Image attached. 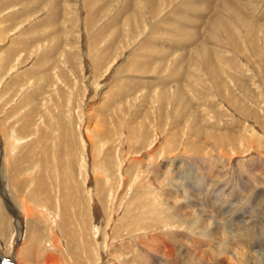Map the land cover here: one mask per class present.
I'll list each match as a JSON object with an SVG mask.
<instances>
[{
  "label": "rangeland",
  "instance_id": "1",
  "mask_svg": "<svg viewBox=\"0 0 264 264\" xmlns=\"http://www.w3.org/2000/svg\"><path fill=\"white\" fill-rule=\"evenodd\" d=\"M1 214L16 264H264V0H0Z\"/></svg>",
  "mask_w": 264,
  "mask_h": 264
},
{
  "label": "bare ground",
  "instance_id": "2",
  "mask_svg": "<svg viewBox=\"0 0 264 264\" xmlns=\"http://www.w3.org/2000/svg\"><path fill=\"white\" fill-rule=\"evenodd\" d=\"M157 1V0H156ZM189 2V1H188ZM210 3V2H209ZM193 5V4H192ZM200 5V4H199ZM207 5V4H206ZM188 6H189V4H188ZM193 7V6H192ZM206 7V6H205ZM197 9V8H196ZM212 9V8H211ZM198 10V9H197ZM196 10V11H197ZM209 12V11H208ZM197 14H198V12H196ZM121 15V14H120ZM187 16V15H186ZM126 17V16H125ZM130 17V16H129ZM193 17V16H192ZM200 17V16H199ZM52 18V17H51ZM120 18V17H119ZM216 18V17H215ZM187 19V18H186ZM177 20H179V19H177ZM201 21V20H200ZM187 24V23H186ZM168 25V24H167ZM188 25V24H187ZM215 25V24H214ZM177 26V25H176ZM174 27H175V25H174ZM213 29H214V27H213ZM212 29V30H213ZM186 30V29H185ZM177 31H179V30H177ZM193 31V30H192ZM191 31V32H192ZM195 31V30H194ZM174 32V31H173ZM190 32V31H189ZM175 33V32H174ZM162 35V34H161ZM170 35V34H169ZM189 36V35H188ZM170 37V36H169ZM176 37V36H175ZM186 37H187V35H186ZM185 37V38H186ZM193 37V36H192ZM19 38V37H18ZM25 38V37H24ZM184 38V37H183ZM184 38V39H185ZM172 39H174V38H172ZM190 40V39H189ZM180 44V43H179ZM174 50V49H173ZM171 52V51H170ZM132 65V64H131ZM131 65H129V66H131ZM133 66V65H132ZM131 66V67H132ZM211 67V66H210ZM183 68V67H182ZM131 69V68H130ZM134 71V70H133ZM182 71V70H181ZM26 72V71H25ZM137 72V71H136ZM24 76V75H23ZM37 90V89H36ZM36 92V91H35ZM38 92V91H37ZM36 95V94H35ZM182 97V96H181ZM179 98H180V96H179ZM181 103V102H180ZM184 103V102H183ZM181 115V114H180ZM182 118V117H181ZM196 123V122H195ZM198 125V124H197ZM196 127H198V126H196ZM195 127V128H196ZM89 129V128H88ZM137 129V128H136ZM198 130V129H197ZM171 135H173V134H171ZM176 136V135H175ZM175 136H173V138H175ZM180 136V135H179ZM170 137V136H169ZM24 137H19V136H17L16 135V140H14V143H12V145H14L15 143H16V146L18 147V145H17V143L19 144V143H21L22 142V140L24 141ZM192 139V138H191ZM170 140V139H169ZM175 140V139H174ZM176 141V140H175ZM166 142V141H165ZM168 143V142H167ZM166 144V143H165ZM176 144H177V141H176ZM13 147V146H12ZM15 147V146H14ZM176 147V146H175ZM196 147V146H195ZM98 148H99V146H98ZM97 148V149H98ZM101 148V147H100ZM195 149V148H194ZM193 149V150H194ZM173 150V149H172ZM186 150V149H185ZM189 149H187V151H188ZM17 152V151H16ZM192 152V151H191ZM196 152V151H195ZM194 152V153H195ZM171 153V152H170ZM170 153H169V155H170ZM186 153V152H185ZM189 153V155H192V154H190V150L186 153V154H188ZM197 153V152H196ZM151 156V155H150ZM102 162H104V161H102ZM99 167V166H98ZM126 178V177H125ZM155 178V177H154ZM1 180H2V178H1ZM2 182V181H1ZM151 182H152V184H151V186H149V187H153V186H156L157 185V183H158V181H156L155 179H153V181L151 180ZM15 183H13V185H14ZM15 187V186H14ZM13 187V188H14ZM35 188L37 189V185L35 186ZM36 189H34L33 191H31V194H37V195H41V190L39 191V192H37L36 191ZM146 189V188H145ZM178 189V188H177ZM8 190V189H7ZM5 187H3V192L5 193ZM147 194V193H146ZM152 194V193H151ZM155 194V193H154ZM5 195H7L6 193H5ZM157 195H158V192H157ZM147 196H149V195H147ZM156 196V195H155ZM162 196H163V194H162ZM149 198V197H148ZM159 198V197H158ZM114 199H116V197H114ZM150 199V198H149ZM135 200V199H134ZM179 201V200H178ZM31 202V201H30ZM151 202V201H150ZM45 203V202H44ZM44 203H39V204H37L36 206H31V205H28V208L27 207H24V210L27 208V210H26V213H27V215H30L31 217V219H30V221H31V223L30 224H32L34 221H36V217H35V214H41V216H44L43 218H44V220H46L47 219V217H50L51 218V212H50V208H49V206L48 205H46V204H44ZM134 203V202H133ZM173 206L174 208H176V211H177V213H178V215H179V217H182V218H184V219H186V220H197L199 217V221H200V226H202V228L204 229V228H208V227H210L211 225L209 224V221L207 220V219H203L202 218V216L203 215H197L196 213H194V211L193 210H191L190 208L189 209H187L186 208V204H182V206L180 205L179 206V204H177V199H176V195H175V192L174 191H172V192H170L169 194H166L163 198H162V200L160 201V202H158V201H153L152 203H150V204H148V208H149V212L153 215V214H156L157 212H162V211H165V210H169L170 209V207L169 206ZM191 206V205H190ZM13 207V206H12ZM31 207V208H30ZM66 207V206H65ZM17 209V208H16ZM54 213V212H53ZM162 214V213H161ZM1 217H0V219L2 220L3 218H4V216L1 214L0 215ZM199 216V217H198ZM29 217V216H28ZM28 217H26V218H28ZM61 219V218H60ZM151 219V218H150ZM158 219V218H157ZM153 220H156L155 218H153ZM162 220V219H161ZM164 220V219H163ZM166 220V219H165ZM120 221H121V219H120ZM166 221H168V222H165L164 221V227L165 226H168V224L169 225H174V223H175V221H170V220H166ZM152 222H154V221H152ZM163 222V221H162ZM177 222V221H176ZM218 222V221H217ZM156 223V222H155ZM160 222H158L155 226H156V228L155 227H152L150 224H148L147 226H143L142 225V221L141 222H137L136 223V225H135V227L136 228H133V227H129L128 225H124V224H122L123 226L122 227H119V225L118 226H116L115 227V229H114V236H113V240L115 241V240H121L122 239V237H124L123 235H120V234H122V231L124 230V228H126V230H127V232H126V235H128V236H130V235H132V236H135V234L137 233V232H147V230H153V231H157L160 227L158 226V224H159ZM220 225V224H219ZM30 227H32L33 228V226H31L30 225ZM100 228V227H99ZM98 228V231H100V229ZM34 229H36V228H34ZM216 229V228H215ZM29 230H30V228H29ZM214 230V229H213ZM212 230V231H213ZM31 231H33L32 232V234H34V230H32L31 229ZM31 233V232H30ZM169 233H171V232H169ZM177 233V232H176ZM172 234V233H171ZM29 236V235H28ZM27 236V237H28ZM179 236V237H178ZM32 237H33V235H32ZM157 237V236H156ZM206 237V236H205ZM211 239L213 240V239H215V241H217L216 240V238L217 239H219V240H222V239H224V238H222L221 237V233H220V231L219 230H217L216 229V231L215 232H213V233H211ZM171 238H177V240H179V242H181V243H183L184 245H182V246H184V249H183V253L187 256V258H189V260H192L194 263H196V262H203V260H205L207 263H209V264H211V262H212V260H214L215 259V256H213V255H211L212 253H211V251L210 250H208L207 249V247H201V245H199V242H196L197 244L196 245H194V246H190L189 244H185V243H187L186 242V240H184V238H180V235H178V233L177 234H173V235H171ZM202 238H203V235H202ZM29 239H30V237H29ZM28 239V240H29ZM154 240H156V239H154ZM188 240V239H187ZM31 242V241H30ZM33 242V241H32ZM157 242V241H156ZM203 242V241H202ZM31 244V243H30ZM203 244V243H202ZM27 245H28V243H27ZM31 246V245H30ZM116 246V245H115ZM146 248H144V250H143V252H147L148 253V251H150V253H152L150 256H152L153 255V257L151 258V257H149L151 260H149L150 262H154V263H156L157 262V257H158V255H159V253H160V250L159 251H157L155 248L154 249H151V248H147V250H145ZM220 251L222 252V251H224L223 249H220ZM244 251V250H243ZM243 251H240V250H237V249H234V252L232 251V255H231V257H229V258H231V259H227L226 260V258L225 259H221V261H222V264H245L246 262V260L248 261V264H261V262H259L258 260H256L255 262H254V260H253V258L249 255V254H247V253H245V252H243ZM168 256H174V252L173 251H169L168 250ZM124 253V252H123ZM146 253V254H147ZM127 253H124L123 254V256H120V257H122V261H123V263L124 264H134V261L133 262H131V259H128L125 255H126ZM183 254V255H184ZM122 255V254H121ZM180 256V255H179ZM119 257V258H120ZM182 257V256H181ZM249 260H250V262H249ZM144 263L145 264H147V262L146 261H144Z\"/></svg>",
  "mask_w": 264,
  "mask_h": 264
},
{
  "label": "water",
  "instance_id": "3",
  "mask_svg": "<svg viewBox=\"0 0 264 264\" xmlns=\"http://www.w3.org/2000/svg\"><path fill=\"white\" fill-rule=\"evenodd\" d=\"M0 264H16L14 258H10L4 254H0Z\"/></svg>",
  "mask_w": 264,
  "mask_h": 264
}]
</instances>
